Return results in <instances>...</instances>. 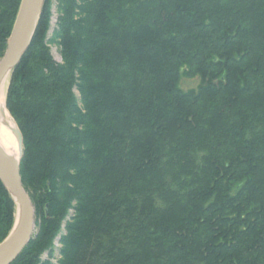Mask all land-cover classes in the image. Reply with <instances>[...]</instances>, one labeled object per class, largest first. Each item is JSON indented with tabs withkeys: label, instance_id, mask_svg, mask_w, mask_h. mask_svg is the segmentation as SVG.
Here are the masks:
<instances>
[{
	"label": "trees",
	"instance_id": "obj_1",
	"mask_svg": "<svg viewBox=\"0 0 264 264\" xmlns=\"http://www.w3.org/2000/svg\"><path fill=\"white\" fill-rule=\"evenodd\" d=\"M55 2L60 63L44 0L3 85L37 228L11 264H264V0ZM15 209L0 182V243Z\"/></svg>",
	"mask_w": 264,
	"mask_h": 264
},
{
	"label": "water",
	"instance_id": "obj_2",
	"mask_svg": "<svg viewBox=\"0 0 264 264\" xmlns=\"http://www.w3.org/2000/svg\"><path fill=\"white\" fill-rule=\"evenodd\" d=\"M44 0H20L5 52L0 59V85L19 65L27 52L35 33ZM18 160H13L0 147V182L7 190L16 206L18 218L10 234L0 243V264H11L21 254L33 238L35 210L24 190L19 174L23 156V137L17 128Z\"/></svg>",
	"mask_w": 264,
	"mask_h": 264
},
{
	"label": "rangeland",
	"instance_id": "obj_3",
	"mask_svg": "<svg viewBox=\"0 0 264 264\" xmlns=\"http://www.w3.org/2000/svg\"><path fill=\"white\" fill-rule=\"evenodd\" d=\"M56 4L57 3L55 2V0H52V3H51V16H50V27H49V30H48V32L46 34L45 41L47 43L46 46L49 49L50 56L53 58V60L55 62L60 63L61 60H60L59 50H58L56 45L51 44V38L53 36L54 30L56 29V21H57V10H56L57 9V5ZM9 77H10V75H9ZM199 82H200V80L197 77L196 78L195 77L194 78H190V79L189 78H183L180 81V88L183 91H188L190 89H195L199 85ZM8 86H9V82H8ZM7 91H8V89H7ZM6 95H7V92H6ZM76 95H77V92H76ZM1 96H2V104H3L4 112L6 113V110H7V108H6V97H5V103H4L3 88H2V91H1ZM7 112H8V110H7ZM6 115H7V113H6ZM16 127H17V125H16ZM15 216H16V209H15ZM15 216H14V220H15ZM62 227H64V224H62ZM36 232H37V228L35 226L34 230H33V237L36 235ZM60 234H63V229L62 228H61ZM55 244L56 243H54V249L56 248ZM54 254H56V253H54ZM43 258H44V256H43Z\"/></svg>",
	"mask_w": 264,
	"mask_h": 264
},
{
	"label": "bare ground",
	"instance_id": "obj_4",
	"mask_svg": "<svg viewBox=\"0 0 264 264\" xmlns=\"http://www.w3.org/2000/svg\"><path fill=\"white\" fill-rule=\"evenodd\" d=\"M6 78L0 85V147L8 155V157L12 158L13 160H18L19 150H18L16 135H15L17 127H15L16 125L15 126L13 125L9 117L4 112V108L2 104L1 91H2ZM7 89H8V86H7ZM17 218H18V215L16 214V220Z\"/></svg>",
	"mask_w": 264,
	"mask_h": 264
}]
</instances>
